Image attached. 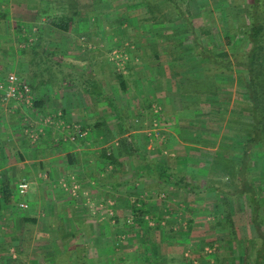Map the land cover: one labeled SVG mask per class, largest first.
<instances>
[{
	"label": "crops",
	"instance_id": "1",
	"mask_svg": "<svg viewBox=\"0 0 264 264\" xmlns=\"http://www.w3.org/2000/svg\"><path fill=\"white\" fill-rule=\"evenodd\" d=\"M117 3L120 4L112 8L107 6L102 12L78 11L67 30L56 27V38L45 35V46L33 49L28 56L21 58L23 65L29 69L26 75L37 99L34 107L42 114L51 110L57 114L63 112L61 118L67 122L77 120L87 130L83 141L79 139L68 143L66 136L56 135L53 142L50 133H45L32 142L22 133L18 120L0 104V264L11 259L7 256L8 250L19 245H26V248L31 245L30 250L39 253V258L28 255L27 264H59L57 260L62 258L60 264H63V260L70 259L64 255L75 252V257L81 256L87 264H157L153 252L148 249L149 245L141 242L138 246L136 241L122 239L113 241L109 228L101 224V234H97L99 238L83 240L78 244L71 238L63 239L59 231L69 225L57 222L58 217L66 214L67 210L71 211V215L78 216V209L81 208H74V201L62 190L61 182L74 178L81 188L91 193H103V198H107L106 191L112 186L128 188L133 186L129 183L139 179L149 191H153L159 181L165 183L167 175L174 173L166 161L161 162L160 158L164 157L161 152L165 149L175 151L178 147L188 151L208 143L206 136L210 134L205 131L206 127L209 122L222 119V115L211 117L207 112H224V104L227 103L225 93L232 96L229 102L232 109L235 87L227 92L218 87L215 94L194 93L184 88L183 84L190 80H203V77L191 75L189 70L181 67L184 62L176 63L171 55L178 53L174 55L181 60L193 56L191 46L185 50L181 40L175 42L166 24L162 28L144 27L148 23V11L143 6L135 13L130 10L132 0H118ZM118 15L128 17V22L135 15L137 25L133 24L136 26L134 32L123 29L126 24L121 22L118 30L112 26L111 21L116 22ZM94 16L98 17L96 21ZM103 27L107 29V41L115 39L114 33L119 32L134 37L139 51H128L131 61L136 60V63L132 61L126 73L115 79L105 74V62L97 56L94 40ZM1 49L3 57L6 49ZM36 56L40 59L36 60ZM194 57L200 61L197 56ZM3 58L7 66H0V69L23 66L18 65L21 62L18 57ZM195 63L198 64L197 61ZM153 101L161 104L159 109L163 112L160 122L163 132H160L168 137L163 143L158 140L148 143L145 137ZM35 113H32L34 117ZM211 119L214 120L209 121ZM117 138L124 140L120 147L114 144ZM216 147L218 151L227 148L221 144ZM108 150H112L116 158L113 166L106 160ZM147 168L151 172L145 171ZM160 168H166L165 173ZM23 180L28 182V190L25 196H19L17 185ZM91 181L97 182L96 185ZM124 196L128 204L129 198L136 196V192L127 189ZM19 201H26L28 208H18ZM49 213L51 217H48ZM54 219L57 227L52 226ZM71 227L77 232L81 228L78 223ZM52 229H55L56 236L50 238L51 234L47 232ZM117 245L123 248L118 256ZM132 245L137 247L129 248ZM162 249L161 255L167 252L174 257L181 255V249ZM94 250L100 254H93ZM172 257L166 259L167 264H178ZM72 264L75 263L72 261Z\"/></svg>",
	"mask_w": 264,
	"mask_h": 264
},
{
	"label": "rangeland",
	"instance_id": "2",
	"mask_svg": "<svg viewBox=\"0 0 264 264\" xmlns=\"http://www.w3.org/2000/svg\"><path fill=\"white\" fill-rule=\"evenodd\" d=\"M70 1L77 2L75 8L77 13L78 11L79 13L102 12L107 6V8L110 6L112 8L113 6H117L115 4H120L117 3L118 0H0V48L6 49L4 56L7 58L18 57L21 61L18 65H23L21 58L28 56L31 50H38V47L45 46L47 36L48 38H56L55 33H57V29L53 25V22H58L61 17L69 14L71 9L68 6V2ZM145 1L132 0L130 10L132 9L136 13L142 6L147 10ZM151 1L156 3L165 12L166 7L163 0ZM179 3L192 15L198 32H202L203 34L201 35V39L206 48L219 51L224 50L232 54L240 46L244 45L243 29L236 28L235 30L234 27L228 29L227 24H229L231 15L236 17H234L233 22L237 19L239 10L245 8L247 0H179ZM96 18L98 17H95V21ZM126 18L128 19V17ZM126 18L118 15L116 22L114 20L111 21L112 26L118 30L119 22H121L122 24H126L123 29L134 32L136 26H133V24L137 25L135 15L130 18L131 22L126 21ZM150 22L144 24V27L162 28L164 26ZM235 25L236 23H234ZM166 26L167 29L170 28L169 35L175 42L181 40L180 43L184 45L185 50L191 46L187 33H184L182 30V25L175 21L172 24L167 23ZM47 30H50V33H47ZM106 33L107 29L105 27L99 29L94 41L97 44L95 45L97 46L96 51L99 60L105 62V74H109L110 77L112 76L115 79L121 74L126 73L132 61L133 64L136 63V60L131 61L128 51H138V49L135 39L133 40L134 37H127V35L116 32L113 35L115 39L111 38L109 42L106 39ZM227 36L229 37V42H226ZM83 40L86 44L87 38L85 37ZM174 54L178 53L171 55V57L175 58L176 63L181 64V62H184L181 66L183 69L189 70L191 75L203 76L202 61H198L194 55L189 57L186 55L187 57L181 60L177 59L179 56ZM38 59L40 58L36 56V60ZM51 60L55 61L56 59ZM37 64H39L38 61ZM175 67H178L177 64ZM27 70L29 69L24 65L21 67L17 66L16 68L0 69V85H2L0 86V104L3 108L5 107L6 112L11 113L15 117L16 121L18 120L22 133L26 138H29L32 142H36L40 136L50 133L52 139L56 135L66 136L67 140L65 141L69 143L71 140L68 139L67 134L77 129L83 131L85 137L87 130L77 120L67 122L61 118L64 115L63 112H58L57 114L56 111L51 110L42 114L41 110L39 111V109L37 110L34 107V102L37 99H35L33 88L26 75ZM10 76L20 78L28 85L30 94L29 104L6 96L8 86L10 85ZM216 78L224 80V83L218 85L223 92H227L229 88L235 87L237 89L241 86L235 73L232 75H218ZM231 91L233 92V90ZM224 96L227 97V99L225 98L227 103L224 104V112H207L211 117L214 115L218 116L219 114L222 115V119L218 118L219 121L217 122H209L208 127H206L205 131L210 134L206 136L208 143L199 144L197 149L193 145L195 149L188 151L183 150V147H178L177 151L165 149L161 152L164 156L160 158L161 162L166 161L174 173L180 170L182 171L180 173L193 175L197 178L198 181H192L194 188L189 189L188 187V190H176L175 188H169L163 181H159L154 186L153 191H149L145 183L139 181V179L138 181L129 183L130 186L131 184L133 186L128 188L112 186L111 189L106 191L107 198H103V193L96 191L95 193H91L89 190L81 188L78 180L70 178L68 182H61V188L73 199L74 208L81 209H78V216L71 215V211L67 210L66 214L58 217L57 222L61 221L65 226L69 225L66 229L63 228L62 231H59L63 239L71 238L72 242L78 244L82 243L83 240L99 238L97 234H101V225H104V228H109V235L113 241L122 239L136 241L138 242V246L141 242L149 245L148 249L150 248L153 252L154 260L157 264H167L168 261L166 259H171L170 257L173 256V254H169L168 252L165 255L160 254V251H163L162 248L165 247H167L165 250L169 251H172L171 249H181L180 256L175 255V257H172L173 261L179 262L178 264H251V253L252 256L254 253L253 246L259 245L260 240L256 239V230L250 217L247 196L238 194L228 198V205L235 230V237H233L230 236L226 228L217 225L213 213L221 202L222 195L204 190L203 184L210 177L204 171L210 166V160L220 153H224L228 157H236L238 154L236 151L241 147V141L245 137V133L240 131V129L248 128L246 121L249 118L247 100L236 93L233 97L231 109V104L229 103L232 99L231 94L227 96L225 93ZM151 104V121L147 127L148 129H146L145 137L148 143L157 140L161 143L166 142L168 137L162 133L163 128L160 123L162 121L161 115H163V112H160L159 109L161 104L158 101H153ZM33 112H36L35 117L32 114ZM56 116L59 117L57 118ZM212 120L214 119L209 121ZM31 134H33V137H31ZM82 138H80V141L84 140ZM120 140L121 138L114 140L116 147L121 146ZM217 144L225 145L227 148L223 147L224 150L218 151L216 149ZM204 146H207V148H204ZM107 152L109 153L108 155H113L112 150H108ZM125 153L128 152L125 151ZM262 153L263 155L259 157L258 163L252 166L251 175L264 204V149H262ZM108 163L112 166L114 165V163ZM145 171L151 172L149 168L145 169ZM163 177L165 178V176ZM21 182L27 181L23 180ZM90 183L96 185L97 182L91 181ZM127 189L136 192V196L129 198L128 204L124 196V192ZM26 194L27 191L23 195L19 194V196H25ZM20 203H24L26 206H21ZM17 207L27 209L28 203L26 201H19ZM134 207L144 210V214L139 219L133 215L132 209ZM49 215L50 213L48 217L52 216ZM218 215L223 220L222 211ZM51 222H53L52 226L57 227L58 223L56 219ZM77 223L81 226L79 232L71 227L72 224L75 225ZM47 233L51 234L50 238L56 236L55 229ZM164 242L165 245L163 244ZM121 243L123 244V242ZM133 247L136 248L137 246H129V248ZM30 248H26V245H19L18 248H9L7 256H11V259H6L5 264H27L28 255L39 258V253H33ZM117 248L116 255L118 256L119 250L121 251L123 248H121V245H117ZM30 252L31 254H29ZM76 254L75 252L72 255H64L65 258L69 257L70 259L68 261L66 259L63 260V264H72V261L76 264ZM93 254L99 255L100 253L95 251ZM14 260L15 262H13ZM61 260H57V262L60 264Z\"/></svg>",
	"mask_w": 264,
	"mask_h": 264
},
{
	"label": "trees",
	"instance_id": "3",
	"mask_svg": "<svg viewBox=\"0 0 264 264\" xmlns=\"http://www.w3.org/2000/svg\"><path fill=\"white\" fill-rule=\"evenodd\" d=\"M163 3L166 7L165 12L151 0L145 1L148 11L147 21L158 23L160 26L178 22L191 41L193 54L203 62V80H190L189 83L183 84L184 88L194 93L215 94L218 85L224 83V80L216 77L235 73L241 85L236 89V93L248 102L249 118L246 120L248 128L240 129L245 133V137L241 141L237 156L232 158L225 156L224 153L214 156L208 169L204 170L205 174L210 177L203 184L204 190L222 195L221 202L213 213L217 225L226 228L233 237H235V230L228 198L238 194L247 196L250 217L256 230V239L260 240L259 245L253 246L254 253L253 256L251 253L250 262L251 264H264V204L251 175V168L258 163L259 157L263 155L262 149H264V0H247L245 8L239 10L234 22L235 16L231 15L227 28L234 27L235 30L242 28L244 37V45L232 54L224 50L205 47L201 39L202 32H198L192 15L180 5L179 0H163ZM68 6L71 9L69 14L61 17L58 22H53L55 27L62 30H67L69 22L77 16L75 10L77 2L70 1ZM234 23H236L235 26ZM226 40L229 42L228 36ZM0 66H7L1 54ZM120 142L123 144L124 140L121 139ZM115 159L112 154L106 156L108 162L114 163ZM160 169L165 173L166 168ZM177 172L167 175L168 180L165 184L169 188L176 190L194 188L193 182L198 181L195 176L180 173L182 172L180 170ZM220 211H222L223 220L218 215ZM132 212L138 219L144 214L143 209L135 207ZM77 264H87V262L78 256Z\"/></svg>",
	"mask_w": 264,
	"mask_h": 264
},
{
	"label": "built area",
	"instance_id": "4",
	"mask_svg": "<svg viewBox=\"0 0 264 264\" xmlns=\"http://www.w3.org/2000/svg\"><path fill=\"white\" fill-rule=\"evenodd\" d=\"M9 83L10 85L8 86V90L6 93L7 97H13L15 99H18L20 101H24L25 104H29L30 103V99H29V88L28 85L21 80L20 78L16 77V76H10L9 78ZM2 86V85H0ZM68 139L71 141H77L80 138L84 137V132L81 131L80 129H77L73 132H70L67 134ZM31 137H33V134H31ZM27 182H20L18 184V193L20 195H23L26 193L27 191ZM21 206H26V204L24 203H20Z\"/></svg>",
	"mask_w": 264,
	"mask_h": 264
}]
</instances>
